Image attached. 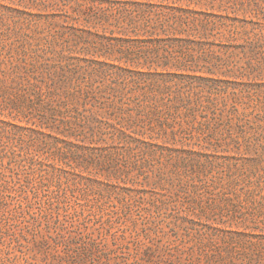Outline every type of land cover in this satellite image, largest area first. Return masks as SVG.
I'll return each instance as SVG.
<instances>
[{
  "label": "trees",
  "instance_id": "1",
  "mask_svg": "<svg viewBox=\"0 0 264 264\" xmlns=\"http://www.w3.org/2000/svg\"><path fill=\"white\" fill-rule=\"evenodd\" d=\"M227 1L208 0L209 9H205V0H100L99 10L86 18L95 15L102 24L101 32L84 39V30L76 31L77 21H68L80 16V4L67 11L53 3L55 7L39 13L56 27L50 38V32L40 39L20 32L14 48L1 46L0 129L7 140L0 139V161L9 156L10 173L0 169V219L11 218L10 210L5 209V192L11 199L19 195L26 199L27 190L38 197L42 188L46 226L51 218L60 222V205L57 203L53 213L52 204L66 199L59 191V181L50 188L44 167L62 168L46 157L16 159L14 150L6 146L14 137L30 142L39 135L52 138L60 143V160L69 159L71 169L83 161L84 154L128 163L118 175H128L132 167H141L157 155H202L207 146H213V151L264 157V126L252 116L251 105L255 79L264 74L262 64L250 61L255 42L247 38L243 44H227L245 50L248 63L244 65L232 64V51L222 61L210 49L217 44L210 37L224 36L220 31L212 33L214 29L235 30L236 23L243 20L235 13H221ZM87 9L92 11V5ZM205 32L209 41H205ZM64 34L69 37L62 38ZM110 185L118 187L117 183ZM77 205L79 209L72 207L74 221L91 214L86 204ZM185 210L184 221L200 218L194 207ZM19 213L15 210V215ZM103 215L110 219L108 211L99 218ZM32 218L41 221L38 216ZM5 232L0 229V244ZM80 233L66 228L58 242L67 250L75 244L74 264H83L87 258L93 262L90 245L94 239L87 234L88 239L80 242ZM9 259L0 256V264ZM60 260L65 261L64 256Z\"/></svg>",
  "mask_w": 264,
  "mask_h": 264
},
{
  "label": "rangeland",
  "instance_id": "2",
  "mask_svg": "<svg viewBox=\"0 0 264 264\" xmlns=\"http://www.w3.org/2000/svg\"><path fill=\"white\" fill-rule=\"evenodd\" d=\"M53 3L67 11L80 4L77 7L80 16L76 20L68 18V21H77L76 31L80 34V29L84 30L83 39L92 38L96 31L101 32L102 24L95 15L86 18L99 10L100 0H0V47L14 48L20 32L33 34L37 39L50 32V38L56 27L49 25L39 13L55 7ZM89 5L92 11L87 9ZM224 8L221 13H235L243 20L236 23L235 30L214 29L212 33L220 31L224 36L210 37L217 43L210 49L222 61L232 51L229 59L232 64L244 65L248 63L245 50L227 44L231 41L243 44L248 38L255 42L254 58L250 61L264 66V0H228ZM205 9H209L208 0H205ZM207 34L205 32V41H209ZM67 37L68 34H64L62 38ZM207 53L205 44V59ZM255 83L252 116L264 126V74L256 78ZM5 135L0 129L1 141L7 140ZM59 145L52 138L44 139L40 135L34 142L18 141L15 137L8 139L6 146L14 150L16 159L30 155L46 157L62 168L58 171L44 167L50 188L59 181V191L66 199L52 204L53 213L57 203L60 205V222L51 218L46 226L42 218L46 199L42 188L38 190V197L27 190L26 199L20 195L11 199L5 192V209L10 210L8 217L11 218L8 221L0 219V229L6 231L0 244V256L11 259L2 264H74L77 259L73 257L75 250L77 252L75 244V250L73 245L67 250L63 242H58L66 228L80 231V242L88 239L87 234L94 239L90 246L96 260L90 262L87 258L83 264H264L263 156L235 155L232 150L213 151V146H207L202 155L185 158L157 155L141 167H132L128 175H118L128 163L106 156L84 154L83 161L71 169L69 159L60 160ZM8 159L9 156H5L0 161V169L7 175L10 173ZM111 183H117L118 187H112ZM131 186L144 191L124 188ZM77 203L86 204L91 214L74 221L72 207L79 209ZM187 206L194 207L200 215L199 219L188 217L196 222L183 220ZM15 210L21 213L15 215ZM106 211L110 219L105 220V215L99 218L100 213ZM33 215L40 218V223L32 218ZM63 256L65 261L60 260Z\"/></svg>",
  "mask_w": 264,
  "mask_h": 264
}]
</instances>
